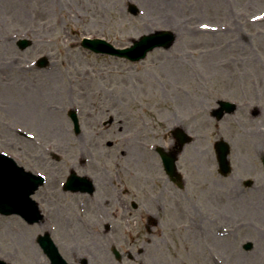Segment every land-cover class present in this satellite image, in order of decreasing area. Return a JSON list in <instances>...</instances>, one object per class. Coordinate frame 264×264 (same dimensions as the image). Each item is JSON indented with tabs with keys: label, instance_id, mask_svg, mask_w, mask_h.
<instances>
[{
	"label": "rangeland",
	"instance_id": "obj_1",
	"mask_svg": "<svg viewBox=\"0 0 264 264\" xmlns=\"http://www.w3.org/2000/svg\"><path fill=\"white\" fill-rule=\"evenodd\" d=\"M161 29L176 33L173 47L138 63L81 46L90 37L122 48ZM22 39L33 45L19 48ZM43 56L49 65L41 69ZM218 99L236 100L239 109L218 122L211 117ZM177 124L194 138L178 162L185 192L156 152L138 146L165 147ZM129 134L137 136L123 145ZM222 138L232 148L228 177L217 171L214 143ZM0 153L46 175L52 193L35 197L47 206L41 223L0 215V259L11 264H48L35 241L45 231L72 264H104L108 255L96 249L107 242L105 228L92 201L115 229L131 227L134 243L145 219L131 206L124 213L130 199L158 218L140 242L151 264H264V0H0ZM71 171L93 180L87 217L98 228H77L84 195L60 187ZM246 179L255 185L244 187Z\"/></svg>",
	"mask_w": 264,
	"mask_h": 264
},
{
	"label": "water",
	"instance_id": "obj_2",
	"mask_svg": "<svg viewBox=\"0 0 264 264\" xmlns=\"http://www.w3.org/2000/svg\"><path fill=\"white\" fill-rule=\"evenodd\" d=\"M131 11L135 13V9L131 8ZM175 40V36L171 32H155L149 36L142 37L139 41H134V46L129 50H118L112 45L108 44L106 41L101 40H84L82 45L85 48L91 49L96 53L110 54L119 57H126L132 61H140L147 56V53L153 50L155 47L163 46L170 48ZM29 42L21 41L19 43L22 49L29 46ZM48 62L46 59H42L39 62L40 67L47 66ZM223 107H230L228 103L221 102ZM230 109V108H229ZM222 111V110H221ZM232 112V109L229 110ZM71 116L75 122L76 131L80 132L79 122L75 112L71 113ZM223 117V112L219 114L218 119ZM223 144V148H222ZM220 156L219 161L224 175L231 173V167L227 159L229 153V147L225 143H220L218 145ZM167 169L170 173H176V167L174 162L168 165L166 156H163ZM264 162V160H263ZM23 169L17 167L16 163L6 156L0 154V210L1 213L10 215L14 213H21L29 222H34L36 217L29 214L32 208V202L30 200V195L33 190L37 187L39 180L35 177L28 176ZM181 178V177H179ZM41 181V180H40ZM89 184L86 178H79L75 174L69 180L68 185L72 189H80L79 187H85ZM35 207V204H33ZM36 208V207H35ZM42 245L45 249L52 251V258L62 260L56 247L47 235L41 239ZM247 250L252 248V244H247L245 246ZM0 264H8L0 259Z\"/></svg>",
	"mask_w": 264,
	"mask_h": 264
},
{
	"label": "flooded vegetation",
	"instance_id": "obj_3",
	"mask_svg": "<svg viewBox=\"0 0 264 264\" xmlns=\"http://www.w3.org/2000/svg\"><path fill=\"white\" fill-rule=\"evenodd\" d=\"M255 116L257 114V112L255 111L253 113ZM130 145V142L127 143V146ZM172 148L175 147L177 145V140L175 138V136L173 137V142H172ZM183 154V152H182ZM181 154V155H182ZM180 155V156H181ZM180 158V157H179ZM150 165V164H149ZM148 165V166H149ZM126 174H131L132 170L125 167L124 168ZM125 175V174H123ZM127 178V183L130 180V178L125 175ZM167 177V176H166ZM168 178V177H167ZM146 183V177L144 178ZM168 180L171 182V184L175 187V189L180 190L176 184H174L169 178ZM151 182H154L153 180ZM186 182V181H185ZM128 188H124L122 187V193L126 196L128 195H133V196H138L139 191L137 189L129 191L127 190ZM187 189V184L185 186V190H182V192H185ZM50 189H46L43 190L42 192L37 191L36 195H40L41 198L43 197H47L49 194ZM96 191V188H95ZM95 193V192H94ZM93 195V194H92ZM90 195V196H92ZM89 195L84 196L82 199L85 200V203L82 205V208L85 211V214H88L89 209L91 208L89 201L91 198ZM125 197V196H124ZM152 200V199H151ZM107 203V201H106ZM93 204V210L97 211V214H102V211L104 210V206L102 204H100V202L98 201H92ZM131 206V208L135 211H139L140 218L141 220L145 219V223L143 226L138 227L137 231L134 232L137 235V238L134 239L136 240L134 243H130L128 242L130 240V237L127 236V229L129 228H119V229H115L114 226L110 227L108 230H104V235H106V243L100 242L98 245V248L96 249L99 253L101 254H106L108 255V258L104 259V264H151V259L152 257H150L148 255L149 250L147 249L148 247L144 246V239H142V237H152V235L154 234V230L157 228L158 226V222H157V215L155 213V211H152L150 209L147 208V206L145 204L141 203V200L139 201V203L136 200H131L129 201H124L122 202V209H126L124 211V213L127 211V209H129ZM104 238V239H105ZM137 240L139 242H137ZM125 241V242H124ZM141 241H143L144 243H140ZM149 244V242H148ZM149 246V245H147ZM75 260V259H74ZM88 260V259H87ZM158 261V260H157ZM48 264H51L50 261H47ZM70 262V261H69ZM158 263V262H157ZM70 264H72L70 262ZM73 264H81V259H78V261L74 262ZM88 264L89 260H88Z\"/></svg>",
	"mask_w": 264,
	"mask_h": 264
},
{
	"label": "bare ground",
	"instance_id": "obj_4",
	"mask_svg": "<svg viewBox=\"0 0 264 264\" xmlns=\"http://www.w3.org/2000/svg\"><path fill=\"white\" fill-rule=\"evenodd\" d=\"M176 32H177V31H176ZM50 109H51V108H50ZM180 125H181V124H180ZM180 125L177 124L176 126H180ZM168 147H170V143L166 146V148H168ZM131 152H132V154H135L134 151H131ZM97 226H98V224H97V223H94V227L97 228ZM78 227H81V226H78ZM81 231L84 232L85 230L82 229V227H81ZM213 239H218V240H221V241H222V239H219V238H216V237H215V238L213 237Z\"/></svg>",
	"mask_w": 264,
	"mask_h": 264
}]
</instances>
